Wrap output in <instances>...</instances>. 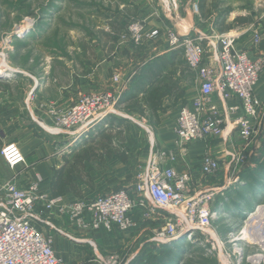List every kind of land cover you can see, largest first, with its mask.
<instances>
[{
	"label": "crops",
	"instance_id": "crops-1",
	"mask_svg": "<svg viewBox=\"0 0 264 264\" xmlns=\"http://www.w3.org/2000/svg\"><path fill=\"white\" fill-rule=\"evenodd\" d=\"M194 4L191 8L182 7L180 10V4L175 0L174 3H170L169 0H154L152 2L135 0L134 8L130 11L133 18H130L142 20L146 32L158 29L159 34L153 38H143L138 43H135L130 37H122L123 34H120L118 42L109 54H98L94 63L81 60L82 72L78 76V82L74 84L76 93L83 92L81 94L83 95L91 91L112 88L115 94L120 96L122 105L129 104L128 106L134 110L133 113L136 116L148 119L153 126L154 146L151 149V136L149 135L146 140L145 135L142 134L137 140L140 141L141 147L134 151L123 150L127 155V160L123 161L119 146L111 140L112 143L108 146L110 152L105 153V150H99L105 153L103 157H98L96 161L86 164V167L90 168L91 181L74 179L63 185V182H60L64 188L61 196L67 201L100 196L118 189L132 191L137 173L145 167L154 153L172 152L175 154L176 160L171 164L167 162L166 158H160L158 164L161 167L172 165L178 174L188 173L190 175L188 189L193 190L190 192L201 191L198 187L206 182L214 181L208 184L210 186H207V188H214L220 181H225L232 174L234 164L231 162L235 153L242 147L238 129L233 127L232 123L242 115L241 109L225 115L227 133L204 140H193L183 146H177L175 142L178 113L183 106L191 105L197 97L200 79L197 72L186 63L182 50L168 47L165 30L171 28L178 35L192 36L194 34L195 36L197 28L203 22V17L201 13H198V8L195 11ZM128 15L126 11H123V14L120 12L117 17L119 21L125 22ZM263 15L259 10L254 12H246L243 9L235 12L228 11L225 16L220 15L219 20H214L211 23L212 33L213 35L229 33L235 37L237 49L246 50L253 58L262 57L264 59ZM203 16L206 17V15ZM222 17L225 25L232 24L231 28L222 30L218 28L217 23L222 21ZM237 17H250L251 20L243 24L235 23L234 19ZM255 32L260 35L258 43L254 42ZM203 45L205 48L203 63L205 65L214 64L218 55L216 38L205 40ZM114 76H118L117 81L113 80ZM47 86V82L43 83L40 88L35 86V90L37 89L36 99L39 101H35L34 106L37 108V114L40 113L42 116V121L50 124L51 120L44 117L43 111H40L39 102L51 100L55 103L53 105H56V110H66L77 99L75 100L74 93L67 95L64 94V90L56 91L47 88ZM60 88L67 87L61 86ZM154 89H158L163 95L151 103L147 97ZM11 92L7 91L0 99V139L2 141L0 148L5 143L15 142L25 157V164L11 169L0 155V184L14 178L19 186L26 187L39 179V191L53 196L51 181L55 169L61 168L64 165V156L68 157V154L76 149L63 150L58 144L63 141L59 138L60 136L43 131L34 118L21 115V96H12L14 91L11 90ZM253 94L259 104L258 119L254 124L255 132L251 142L245 151V160L236 171L250 168L257 155H259V159H262L260 156L264 157L262 153L264 149V133H262L264 132V68L254 87ZM135 101L140 106L138 109H141L142 112H137L133 107ZM212 101L221 110L226 106H236L240 103L236 97L224 101L217 92L213 93ZM12 107L17 108V113L11 112ZM134 143L137 142L134 140ZM205 155L216 159L220 166L216 174L207 178H203L199 172L201 160ZM75 187H77V194L72 190ZM254 207H251L247 213ZM223 212L221 211L220 214L224 215ZM139 216L137 212L131 213L134 222ZM240 222L241 219L236 225L238 226ZM36 224L46 235L52 237L54 252L67 264L86 262L88 254L90 256L92 253L98 254V251L101 252V250L104 252H101L102 257L114 251L120 253L126 245L125 242L130 243L133 238L126 241L127 233L122 235L121 231L117 233L119 231L117 229L79 228L66 216L49 215L45 212L44 215L40 214L36 218ZM229 226L231 225L229 224Z\"/></svg>",
	"mask_w": 264,
	"mask_h": 264
},
{
	"label": "built area",
	"instance_id": "built-area-1",
	"mask_svg": "<svg viewBox=\"0 0 264 264\" xmlns=\"http://www.w3.org/2000/svg\"><path fill=\"white\" fill-rule=\"evenodd\" d=\"M169 1L174 3V0ZM197 8L194 4L195 11ZM158 34V29L146 32L142 20L132 19L122 37L128 36L138 43L143 38H153ZM165 35L168 47L181 49L186 63L200 79L197 97L178 113L175 126L177 146L227 133L225 115L242 110V115L232 123L242 139V147L231 162L234 165L229 176L232 177L244 162L246 148L255 132L259 104L253 90L264 68V59L253 58L246 50L237 49L235 37L229 33L181 36L167 28ZM207 38H216L218 55L214 64L205 65L202 40ZM259 41L260 35L255 32L254 42ZM117 79L118 76L113 77L114 81ZM214 92L224 101L236 97L240 103L221 110L212 101ZM118 97L112 88L91 91L81 95L66 110L49 109L50 124L38 123L52 135H73L86 131L118 112ZM146 131L151 136L153 149V129L146 128ZM0 155L11 169L25 164V157L15 142L5 143L0 148ZM160 158H166L170 164L176 160L172 152L154 153L137 173L132 191L118 189L74 201L40 192L39 179L26 187L19 186L14 178L3 182L0 184V264H67L54 252L52 237L36 224V218L44 212L66 216L79 228L97 230L103 227L121 232L132 229L135 222L131 213L137 212L141 217L161 222L162 225L153 232L156 241L169 242L176 234L188 229L190 236L194 232L202 236L201 243L209 253L221 257L228 264H264V202L257 204L237 228L231 227L221 234L214 221L218 212L209 204L213 192H195L187 196L190 175L178 174L172 165L159 166ZM219 168L216 159L205 155L199 172L207 178L216 174ZM97 258L91 261L97 264H119L122 261L116 253Z\"/></svg>",
	"mask_w": 264,
	"mask_h": 264
},
{
	"label": "rangeland",
	"instance_id": "rangeland-1",
	"mask_svg": "<svg viewBox=\"0 0 264 264\" xmlns=\"http://www.w3.org/2000/svg\"><path fill=\"white\" fill-rule=\"evenodd\" d=\"M134 1L0 0V99L7 91L12 93L13 90L12 96H21V115L34 118L43 124L42 116L37 114L34 106V102L39 101L35 95L37 89L33 91L35 86L40 88L47 82V88L64 90L67 95L74 93L75 100H78L83 92L76 93L74 84L78 82V76L82 72L81 60L94 63L98 54L107 55L113 50L120 34H126V26L133 18L130 11L134 8ZM175 1L179 2L180 10L182 7L191 8L192 4L197 3L203 22L197 28L195 36L213 35L211 23L219 20V16L228 11L259 10L264 14V0ZM123 11L130 15L125 22L119 21L117 17ZM205 40L208 38L202 42ZM61 86L67 88L59 89ZM39 103L43 116L51 120L48 112L51 108H57L53 105L55 103L51 100ZM128 105L120 104L118 112L113 114V117L122 119V122L117 123L110 118L108 122H104L105 119L86 131H78L73 135H57L63 140L58 144L63 150H79L88 146L100 148L103 145L100 143L102 139L109 137L121 151L137 150L141 147L137 140L142 134L147 140L149 133L146 128L152 130L153 126L147 118L136 116ZM17 111V108L12 107L11 112ZM262 153L264 155V149ZM258 156L250 168L236 171L232 177L228 176L214 188H207L214 181L206 182L198 187L201 191H196L213 192L209 204L212 209H220L217 210L218 217L214 221L221 234L230 227L237 228L236 224L247 216L251 207L264 202V176L259 174L264 172H259L257 168L264 157L260 156L262 159H259ZM190 191L193 190L187 188V196L195 193ZM219 211H224V215H219ZM161 225L158 220L139 216L132 229L126 232V241L133 237L132 242H125L126 245L120 253H110H116L122 258L119 264H139L141 261L143 264H228L221 257L206 250L201 243L200 234L194 232L190 236V232L185 233L188 229L176 234L169 242L156 241L153 232ZM120 233L123 235L125 232ZM98 252L91 256L88 254L86 264H97L91 260L98 259L97 256L104 253L102 250ZM156 258H159L157 262Z\"/></svg>",
	"mask_w": 264,
	"mask_h": 264
},
{
	"label": "trees",
	"instance_id": "trees-1",
	"mask_svg": "<svg viewBox=\"0 0 264 264\" xmlns=\"http://www.w3.org/2000/svg\"><path fill=\"white\" fill-rule=\"evenodd\" d=\"M202 7L203 6L201 4V8ZM226 13L227 12H225L221 16H225ZM250 20H251L250 17H237L236 19H234V22L243 24V23L249 22ZM217 26L219 29L222 30V29L231 28L232 24L225 25L224 18H223L221 22L217 23ZM161 95H163L162 92L158 91V89H154L153 92H151L149 96L147 97V100L152 103L154 99L160 98ZM121 102L122 100L119 96L117 103L121 104ZM133 107L135 108V110H137V112H142L141 109H138L140 108V106L137 105L136 101ZM110 118H112V121H116L117 123L122 122V119L118 117H113V116L107 118L106 121L104 122H108ZM100 143H103V145L100 148H95L96 146L95 147L88 146L85 148L83 147L79 150L76 149L77 151L75 150L71 152L70 154H68V157L64 156V165L59 169H55V172L53 174V179L51 181V189H52L53 196H61V193H63L64 191V188H62L63 187L62 185L65 184L66 182L69 183V181H72L74 179H78V180L84 179L86 182H89L92 180L91 173L89 171L90 168L86 167V164L96 161L98 157L101 158L103 157V154L108 153V151L109 152L111 151L108 148V146L112 143L109 137L103 138L102 142ZM1 144H2V141L0 139V145ZM101 149L105 150L106 152L105 153L100 152L99 150ZM121 157L123 161L127 160V155L125 154V151H121ZM257 168L259 172L260 171L264 172V161L260 163L259 166H257ZM259 174L263 175V173H259ZM60 182H63L62 185H60ZM72 190H74V193L76 194L78 193L77 187L73 188ZM141 259H143V257ZM157 260H159V258H156V262ZM142 262L143 261L139 262V264H143ZM131 264H135V262H131Z\"/></svg>",
	"mask_w": 264,
	"mask_h": 264
},
{
	"label": "water",
	"instance_id": "water-1",
	"mask_svg": "<svg viewBox=\"0 0 264 264\" xmlns=\"http://www.w3.org/2000/svg\"><path fill=\"white\" fill-rule=\"evenodd\" d=\"M36 87L33 88V90H35ZM189 231H187L186 233H188Z\"/></svg>",
	"mask_w": 264,
	"mask_h": 264
},
{
	"label": "bare ground",
	"instance_id": "bare-ground-1",
	"mask_svg": "<svg viewBox=\"0 0 264 264\" xmlns=\"http://www.w3.org/2000/svg\"><path fill=\"white\" fill-rule=\"evenodd\" d=\"M252 211V210H251Z\"/></svg>",
	"mask_w": 264,
	"mask_h": 264
}]
</instances>
